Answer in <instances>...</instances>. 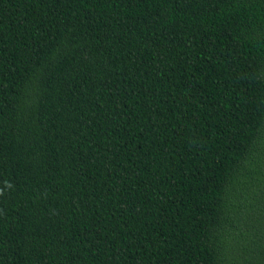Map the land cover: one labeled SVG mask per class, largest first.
I'll return each instance as SVG.
<instances>
[{
	"label": "trees",
	"instance_id": "trees-1",
	"mask_svg": "<svg viewBox=\"0 0 264 264\" xmlns=\"http://www.w3.org/2000/svg\"><path fill=\"white\" fill-rule=\"evenodd\" d=\"M0 264H264V0H0Z\"/></svg>",
	"mask_w": 264,
	"mask_h": 264
}]
</instances>
